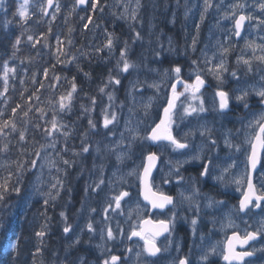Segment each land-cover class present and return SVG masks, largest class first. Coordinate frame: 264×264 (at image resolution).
I'll list each match as a JSON object with an SVG mask.
<instances>
[{
	"label": "rangeland",
	"instance_id": "1",
	"mask_svg": "<svg viewBox=\"0 0 264 264\" xmlns=\"http://www.w3.org/2000/svg\"><path fill=\"white\" fill-rule=\"evenodd\" d=\"M56 1L60 5V1ZM245 1H241L246 4L244 11L250 12L253 4H247ZM21 2L22 0H17V7ZM104 2H107L104 8L107 6L108 11L124 21L126 27H130L129 30L132 36L125 39L128 37L127 33H125L123 34L125 38L121 39L128 42V59L137 64L138 67L136 69H130L128 73H119V70L116 68V63L124 46V41L122 42L120 40L118 44L119 51L116 52L118 54L116 55L117 59L114 63L115 72H111V75L120 79L121 84L109 85L108 76L110 73L106 78L104 77L101 82L103 84L101 87L105 85L107 87H105V92L101 93V98L95 99V110L90 113H85L81 105L91 108V101L89 103L88 101L77 103L74 93L71 111H67L65 114L59 111L56 114V119L67 125L65 130H71V135L67 138V141H65L62 135L57 134L55 136L57 140L55 149L49 147L41 152V159L37 160V167L31 169L27 174L29 180L26 179L25 183L24 181L20 183L22 188L21 193L19 195L15 193L12 199L5 200L3 204H0V223L6 225L10 222L9 219L11 218L14 220L15 218L19 219V228L21 230L23 228V233H19L17 237H19V241L20 237H22L21 244H23V250L26 248L31 250L35 249L34 244L37 241L36 233L41 228V225L47 223L49 228L47 237L48 235L53 236L55 234L54 226L59 228L60 235L57 237L56 243L53 244L51 242V237L45 240L43 248L48 257H50L48 259L42 257L39 264H61V262L66 264L67 254L75 248L77 251L74 254V261L82 256L85 258L86 264H98L92 258V255L95 256L97 252L102 251V249L97 247V245L101 244H104L107 249H110L112 254L122 252L123 257H127L124 261L125 264L139 263L135 255L138 243L134 239L128 240L127 235L132 226L139 224L141 217H148L149 210L136 211L137 201H139L140 209H143L145 203L141 200V196L138 195V189L140 187L139 181H137L135 176H129L128 173L138 168L141 165L142 158L149 152H156L160 157V167L153 179L156 186L163 189L166 193L174 191L178 194L179 191H184L185 195L191 194L193 186L198 187L197 184L192 183L189 179V173L183 169V166L180 168V174L185 179L178 184L179 176L176 175L173 165L169 164V161L174 163L177 160L186 159L189 155H187L185 150L174 151L166 143H161L157 146L148 141H141L140 139L133 141L131 137L135 133H129L125 130V122L128 121V127L138 130L141 135H144L146 129L158 123V117L162 115L161 106L165 104L167 97L166 90L174 82V74L171 72L173 67L177 65L181 66L182 74L189 77V72L193 68L198 67L202 75L205 67L208 69L219 62L221 55L216 46L218 41L220 45L228 39L226 38V30L228 29L229 22L228 19L223 18L224 12L230 11L229 6H227V0H212L213 7L209 8L207 13H205L203 22H201L200 16L204 11V0H140L142 7L138 9L136 0H105ZM46 3L47 0H30V12L33 11L35 14V12L39 11L37 5ZM125 5L128 8V15L133 10L137 12L135 21L127 17L121 18V14L125 12ZM7 6L8 2L6 0L5 10L0 11V37L2 31H7L9 28V24L5 26L4 23L5 20H8ZM51 8L50 13L47 16L44 15L45 19H42L39 24L45 22L47 24L46 28L50 26L51 32L54 34L55 29H53V25L56 23V19L53 21L51 17L53 13L56 15L57 12H55V6ZM213 15L217 17H212ZM36 21L37 18L33 17L31 23L24 28L25 35L18 46L19 50L16 52V59H10L11 56H0V64L5 60H9L10 66L17 68L16 76L14 78L10 77L9 91L15 89V87L19 89L22 81L29 75L28 68L31 66V56L34 53H32L30 47L32 42L27 40V36L33 35L35 39L36 34L40 32V28L35 26L37 24ZM97 25L99 27H94L95 32H98L105 24L103 23L102 26L97 23ZM197 28L199 29L198 33ZM92 29L91 27L89 30ZM95 32L93 34L90 31L86 33L82 31L80 33L78 36L80 43L77 46V52L73 54L76 59L83 60L87 50H89V53L92 52L91 49L96 45V41L93 39H96ZM136 32L140 33L141 40L134 39ZM55 38L56 45L59 36ZM193 38L197 39L195 51L192 49ZM169 39H171L173 51L168 50ZM203 40L205 41V47L201 49L200 45L203 43ZM53 45L49 42L45 46L43 41L42 48L35 49V51L38 50V53H42V50L45 49L51 51ZM36 56L34 55L33 57L35 58ZM73 56H71V59H73ZM205 56L211 63L205 64ZM194 59L198 61V65L191 63ZM38 62H43L42 57L40 60L35 59V64ZM185 66H187L186 70L184 69ZM165 69L169 70L167 76H165ZM60 81L61 79L57 82V86ZM136 81H139V84L133 89L132 83ZM153 82L160 83L161 88L159 92L149 87ZM2 86L3 82L0 80V90H2ZM62 86L63 84L61 82L59 87L62 89ZM182 90L178 86L177 91ZM108 92H114L115 96L109 112L114 111L118 115V122L114 127L110 126L113 128L114 134L109 133L102 127L101 110L109 104L106 95ZM6 95L8 97V93ZM61 95H64L63 91ZM149 97L153 98L151 101L152 106L147 109V114H145L144 105L149 103ZM9 100L10 98L8 97L6 104ZM183 100L184 97H181V101ZM179 103L177 112L181 111ZM4 108L5 101L0 100V111L4 112ZM130 109L131 111H129ZM70 113L73 115H84L87 123L89 118L93 119L97 128L90 130L89 126L86 127L81 124L80 128L83 131L80 135L75 134V129L72 128L74 126L73 120L68 116ZM81 120L82 117H79L80 123ZM205 122L208 124L206 113L201 114L199 119L188 117L183 122L177 120V124L173 126V132L182 137L190 129L193 132L198 131L199 126ZM85 132H87L86 137L84 136ZM122 132L124 133V140L117 147V142L120 141V133ZM196 135L197 133L195 132L193 136ZM52 139V137H49L46 145L50 144ZM81 140H84L85 145L90 146L89 153L74 155V153L81 152ZM3 143H9L10 148L12 144L11 135L7 138L0 137V146ZM189 144L191 148L192 144ZM97 146L100 149L99 153L96 152ZM65 148L68 150L64 151L63 149ZM118 153L124 154L122 162L116 160ZM9 154V150L7 152L0 151V172L9 166ZM63 160L73 161L74 163L65 165ZM49 161H53L54 166H50ZM41 165H43L42 168ZM101 165H103V172L100 169ZM169 172H172L171 176L168 175ZM37 176L40 177L39 180H37ZM119 177H123L124 181L119 180ZM57 179L62 182V189L59 186L57 188L51 187V185L56 183ZM100 179L104 180V184L100 185V188L97 189L95 185ZM165 180L168 182H164ZM36 188H39L40 191L37 192ZM121 189L129 191L132 199L128 200L126 198V201L121 202L123 211L116 210L114 212L110 208L107 209L108 214L105 217L104 211L111 197L118 194ZM49 191L56 198L54 200L49 199L48 205L51 211L47 213L48 209H45L46 205L44 204V200L48 199V197L43 195V193ZM178 199H181L179 195ZM195 199L201 204L203 197L199 195ZM92 209H95V211H92ZM42 212L47 216L44 217L45 219L42 218ZM61 212L65 213L67 217L66 221L60 215ZM129 212H131V219H129ZM262 218L264 217H256V226H258V221ZM65 223L71 226L72 231L70 233L65 234L63 232ZM88 223L93 224L96 230L95 233H89L86 227ZM106 225L110 226L114 232L123 230L125 234L124 238L116 241L102 240L101 233ZM76 237L80 238L81 243L69 248V245L72 244ZM129 247L132 248V252L126 251ZM7 248L6 252H9V247L7 246ZM1 251L4 252L3 250ZM106 257L107 255L104 256V258ZM146 260L147 258L145 256L144 261Z\"/></svg>",
	"mask_w": 264,
	"mask_h": 264
},
{
	"label": "snow or ice",
	"instance_id": "2",
	"mask_svg": "<svg viewBox=\"0 0 264 264\" xmlns=\"http://www.w3.org/2000/svg\"><path fill=\"white\" fill-rule=\"evenodd\" d=\"M5 3L6 0H0V11L5 10ZM54 0H47L46 4H38L37 8L40 13L43 15H48V9L53 7ZM30 0H22V2L18 5L16 12L14 15L18 16L21 21V27L29 19L33 13L30 12L29 9ZM81 5H88L87 8L84 10L86 12L90 11L91 13H95L96 11H100L101 13L104 12V5L100 3V0H75V5L73 6V10ZM137 9L142 7L140 0H136ZM213 7L212 0H204V11L200 16L201 22L205 19V13H207L208 9ZM246 4L241 2V0H236V2L229 5L230 11L224 12L223 18L224 19H232L233 27L231 29V35L228 39H232V37L243 38L244 39V47L246 49H251L252 56L251 58H245L244 55H241L237 58L236 63L243 64L246 66L248 72H252L253 70V61L259 62V64L264 65V43H257L255 40H249L241 36L242 32L245 31V25L248 23L249 25L255 21V27L258 30H264V0H258V3L255 5L256 8L260 10V16H255L253 14H245ZM60 11V5L57 2L55 4V12ZM71 14V13H70ZM127 17L128 19L135 21L137 18V12L133 10L130 15H128V8L125 5V12L121 14V18ZM51 19L54 21L56 19L55 13L52 14ZM81 20H84L85 17H81ZM174 22V20H173ZM5 26L11 23L8 20H5ZM51 23V22H49ZM92 23V16L87 17V23L83 25L84 28L88 27V24ZM99 27V25H96ZM72 29L69 28V34L71 33ZM48 32L51 33V27L49 26ZM199 29L197 28V33ZM24 35V32H21V36ZM107 40L104 44V47L108 49L109 54L113 52L115 47L114 41L118 40L119 37H116L114 33H107ZM135 40H141L142 37L139 32H136ZM264 39V37H261ZM27 40L32 42L33 46L40 43L39 39H34L33 35H28ZM21 43V37H16L15 41L12 45L14 51L11 54L10 59H16V52L19 50L18 46ZM72 41L69 39L68 44L70 45ZM197 39L193 38L192 40V49L195 51L196 49ZM219 43V41H218ZM63 41L57 38V61L60 62L61 56H66L67 54L63 51L61 45ZM44 45L47 46V38H44ZM169 51H173L171 39H169ZM221 50V59L217 64H214L212 67L207 69V73L214 77L217 81L216 88L213 91L212 95V108L211 111L218 113L219 115L223 116L229 112L233 111V105L236 107H242L244 109H249L248 98L250 92L253 93L255 96L259 97L257 103L260 105H264V83L261 84L260 87L249 86V88H237L231 94L229 91L224 90L223 84L224 80V73L228 72L227 64H226V57L230 51L231 47H225L224 45L220 46ZM97 51H102V49H97ZM257 51L261 54L257 55ZM128 52H129V44L127 41H124L123 49L120 52L119 59L116 63V68L119 70V73H128L130 69H136L138 67L137 64L131 62L128 59ZM159 55V53H157ZM203 55V54H202ZM76 57L73 56V60ZM71 61H64V63H70ZM205 64L211 63V61L205 56L204 60ZM23 63V61H21ZM191 63L193 65H198L197 60H192ZM55 67V65H53ZM79 67V65H77ZM168 69H165V76H167ZM171 72L174 74V82L170 84L169 89H167V97L165 100V104L161 106L162 115L158 117V123H155L154 126H149L146 129L145 134L141 135L138 130H134L128 127L129 122H125V130L129 133H135L132 135L131 139L133 141L140 139L141 141H148L153 145L159 146L162 142H167V146L171 147L174 151L177 150H188L192 151L190 156H187L184 160H177L174 163L169 161V164L173 165L174 171L176 175L179 176V180L177 183L179 184L180 181H183L185 178L183 175L180 174V168L184 164L191 163L192 161L200 162L199 168V176L200 177H210V165H213L214 159L212 156L205 155V149L207 148L209 151L212 149H218L219 144L216 139H213V129L207 126V122L201 124L197 129L202 137L207 138V143H201L199 145H193L190 148L189 143L187 142V138L190 135H194L195 133L190 129L188 132L184 133L181 138H177L176 135L173 134V126L177 124V120L183 122L188 117H195L199 119L201 114H205L209 112V109L205 107L204 95L202 89L205 88L206 81L201 75V71L199 68H193L189 72V78L191 79L194 77L192 82L186 80L182 77V68L181 66L177 65L171 69ZM17 74V68L12 67L9 64V60L3 61L0 64V80L3 82L2 90H0V100L6 101L8 99L7 93L9 91V80L10 77L14 78ZM35 73L32 77V82L35 84ZM45 78L48 77V70L43 72ZM90 74L85 73V76L88 77ZM231 76L234 80H236L237 84L240 83V78L237 76L235 71L231 72ZM60 77L55 76L53 74V80H59ZM67 79V77H65ZM260 81L264 82V75L260 76ZM23 83V81H22ZM71 83V90L67 92V95H61L59 99L56 101L58 105V111L70 112L72 109V101L74 98V93L77 92V85L75 83V77ZM132 83V82H130ZM108 84L109 85H120L121 80L113 77L111 73L108 76ZM139 84V81L132 83L133 89ZM51 86V85H50ZM177 86H180L183 90L177 91ZM40 87L43 88V83L40 84ZM105 85L101 87L99 91L101 93L105 92ZM149 87L156 89L157 92L160 91L161 85L160 83L153 82ZM27 91V89H25ZM238 93V94H237ZM35 96V93H33ZM109 104L102 108L101 116H102V127L103 129L107 130L109 133L114 134L113 128L110 126H115L118 122V115L113 111L109 112V109L112 107V102L115 99L114 92L106 93ZM181 97H184V100L181 101ZM21 98L24 99L23 94H21ZM35 99L39 101V96H35ZM152 97H149V103L144 105L145 107V114H147V109L151 108V101ZM51 103V101H49ZM181 111L177 112L178 108ZM27 103V101H26ZM95 98L91 99V108H87L84 105H81V108L84 109L85 113H90L95 110ZM21 105H17L16 108L11 110V116L7 119H4V113L0 111V137L7 138L8 136L12 135L13 133H18V143L19 142H27L26 141V132L27 129H18L16 120V112L17 109L20 108ZM34 105L28 103L27 110L23 111L22 115L27 117L29 112L32 110ZM37 111L41 114V118L46 115V112L43 108H37ZM131 111V109L129 110ZM47 124L50 127L44 128V133L46 137H52V142L47 145H40L39 149L35 150V158L30 161V165L32 169L37 167V160L41 159V152L45 151L47 148L55 149L57 140L55 136L57 134L62 135L67 141V138L71 135V130H65L67 125L63 122H59L56 119L55 112L53 114V118L50 121H47ZM88 126L90 130H95L97 128L96 123L93 119H88ZM36 127H40L36 125ZM246 127L251 131L245 134V143L247 144V148L244 150V160L243 163V170L238 175H233L231 180L224 184L225 187L228 184L235 185V190L240 193L238 197L237 205H233L232 208L235 209L238 213H243L244 215H249L252 213L253 209L259 210L260 214H264V111H261L258 115L254 114V118L248 121ZM232 130L228 129L224 133L223 144L226 148L230 150H234L235 152H241V145L233 143L231 139ZM84 136H87V132L84 133ZM120 141L117 142V147L123 143L124 140V133H120ZM81 152L74 153V155H80L81 153H89L90 146L85 145L84 140H81ZM9 150V143H3L0 146V151L7 152ZM67 151L68 149H63ZM22 152L26 151V149H21ZM100 149L97 146L96 152L99 153ZM124 158L123 153H118L116 155V160L118 162H122ZM47 159V157H45ZM61 159H63L61 157ZM160 157L157 155L156 152H149L143 158L141 165L138 168L133 169L128 173L129 176H135L137 181H139L140 187L138 189V195L143 196V200L146 202L144 204L143 209H140L139 201H137V209L136 211H147V210H154L158 214H162L163 210L168 209L171 215L168 219H153L151 216L148 218H140V223L138 225L132 226L130 232L127 235L128 240H132L134 237L138 238L140 241H143V246L141 251L136 252L137 261L142 254H147L148 257H155L161 251V247L158 246L157 241L161 236L165 237V240H168V236L174 230V226L177 222V216L174 211L176 208V203L174 202V198L172 195L167 194L163 189L156 186L153 180V171L156 169L157 161H159ZM29 163L28 161H17V170L23 173L25 171L24 165ZM65 165H70L74 163L73 161L63 160ZM50 166H54L53 161H49ZM236 161L233 160L232 163L228 164L227 167L223 168L221 174L219 176L214 177L216 181L224 182V174L228 173L232 168H235ZM43 165H41V168ZM101 172H103V165L100 166ZM11 173L9 177L0 180V204L5 202L6 197L11 193H16L19 195L21 193V186L20 182L17 181L16 184L11 183ZM115 175V173H113ZM169 176L172 175V172H169ZM40 177L37 176V180ZM119 180L122 182L124 181L123 177H119ZM195 179V178H193ZM164 182H168L165 180ZM104 184V180L100 179L99 182L95 185L97 189L100 188V185ZM259 185V187H258ZM59 186L60 189L63 188V184L60 180L57 179L56 183L51 185L52 188H57ZM36 191L39 192L40 189L36 188ZM43 195L47 196L48 199L44 200V204L48 205L49 199L54 200L56 197L53 196L52 192L49 191L47 193H43ZM58 195V192H57ZM178 195L180 196L182 201H186L188 203L189 208H192L196 215L191 218L190 224L192 228L193 235L197 232V224L199 222V213L201 212L200 204L195 199L197 196L201 195L200 188L193 186L191 194L185 195L184 191H179ZM206 199L205 209H220L222 206L226 207L225 202L222 200H217L215 197L204 193L203 194ZM131 200V194L129 191L121 189L118 194L113 195L111 197L110 202L107 205V208L104 211L105 217H107V209H112L114 212L116 210L122 209V201ZM171 206V208H169ZM95 211V209H92ZM60 215L64 217L65 221L67 217L65 213L61 212ZM226 223H222L221 227L223 229H236L237 225L235 224L234 220L232 219L230 214H225ZM129 219H131V212H129ZM187 219V218H185ZM215 222V221H214ZM5 225L0 223V231L5 229ZM89 233H95V228L93 227L92 223H88L86 225ZM119 227V226H117ZM49 231L47 223L41 225L40 231L36 233V236L39 238L40 244H43L44 237L47 235ZM72 231L71 226L65 223L63 228V232L65 234L70 233ZM165 234H168L167 236ZM123 230H119L114 232L112 228L108 225L102 230L101 239L104 241H116L118 239L124 238ZM203 239V236H201ZM257 241H264V218L258 221V226L253 231H248L247 229L244 230L243 235L240 234L239 231H233L232 235L227 237L226 240L223 242L222 250L220 255L222 256L223 260L226 264H253L251 261V257L255 255L257 251L264 252V248L257 249L254 246V242ZM250 242H253V246H251V250H249ZM19 237L15 239L14 242H9V252L15 253L16 256L19 255ZM81 240L79 237L69 245V248L79 245ZM170 243V241H169ZM98 248L102 249L101 251V264H125L122 260L120 255H115L111 253L110 249H107L104 244L97 245ZM239 249V250H238ZM167 250V246L165 249ZM216 246H212L209 250L201 255L200 261L201 264H208L210 255L216 254ZM42 248L38 247L37 252H41ZM127 252H132V248H127ZM104 252H108L106 258H104ZM0 264H15V256H11L10 258H5L3 261H0ZM63 264V262H61ZM73 264H86V260L84 257H78ZM177 264H189V260L187 257L181 259L177 262Z\"/></svg>",
	"mask_w": 264,
	"mask_h": 264
},
{
	"label": "trees",
	"instance_id": "3",
	"mask_svg": "<svg viewBox=\"0 0 264 264\" xmlns=\"http://www.w3.org/2000/svg\"><path fill=\"white\" fill-rule=\"evenodd\" d=\"M59 1L60 11L56 13V23L53 25L55 33L53 34L52 32H48L49 28H46L47 24L45 22L39 24L42 19H45V16L39 11L35 12V14L33 13V11H31V13H33L31 16L32 18L28 20L27 23L23 25V27H21L20 18L14 15L17 10V0H7V19L11 23H9V28L7 31H2L0 37V56H11L12 52L14 51L12 45L15 41V38L18 36L21 37V40L24 38V28L31 23L33 17L37 18V24L35 26L40 28V32H38L35 37V39L40 40V43L36 44L35 46H33V44L30 46L32 49V53L37 56L35 58L33 57L34 55L31 56V66H29L28 68L29 75L25 77L19 89L18 87H15V89L8 92V97L10 98V100L5 105L3 112V118L7 119L11 116V110L13 108H16L17 105H21V107L17 109L15 122L17 123L18 129H27V142L18 143V133H13L11 135L12 144L10 145V154L8 155L10 157V164L7 169L0 172V180L9 177V174L11 173L12 184H16L17 181H19L20 183L24 181L25 183L26 179L29 180L27 174L32 169L30 161L35 158V150L39 149L40 145H46L49 138L46 137L44 128L50 127V125L47 124V121H50L53 118L54 112L55 116L59 112L56 101L58 100V97L61 95L62 91L64 95H66L67 92L70 91V82L73 80V77H75V83L77 85V92L75 93L77 103H83L87 101L89 103L92 98H101L102 95L99 89L103 85L101 84L102 79L104 77L106 78L109 73L115 72L114 63L117 59L116 55H118L116 52L119 51L118 44L120 40L122 42L124 41L123 39H121L125 38L123 34L127 33L128 35V37H126L125 39H128L129 36H132L129 30L130 27H126L124 21L108 11L107 6L106 8H104L103 13H101L100 11H96L93 14L90 11L86 12L84 10L88 6L81 9L76 7L75 11H72L73 6L75 5V0ZM104 1L105 0H100V3L105 6L107 2ZM88 16H92V23L88 24L87 28H84L83 25L87 23ZM81 17H85V19L81 20ZM97 23L101 25L104 23L105 25L104 27L100 28L98 32H95L94 27H96ZM91 27L93 29L89 30ZM69 28L72 29L70 34ZM82 31H84L85 33L90 31V33L92 34L93 32H95L96 39H93L96 41V45L93 46V49H91V53H89V50H87L86 56L83 60H73L71 59V56H73V54L77 52V46L80 43L78 36ZM21 32H24L23 36H21ZM109 32L114 33L116 37H119L118 40L114 41L115 47L111 54H109L108 49L104 47V44L108 38L107 33ZM56 36H59V39L63 41L61 47L67 54L66 56L60 57V62H58L56 58L58 55V45H55ZM45 37L47 38V43L50 42L51 44H54L53 48H51V51L45 49L42 50V53H38V50L35 51V49L42 48V42L44 41ZM69 39L72 41L70 45L68 44ZM97 49H102V51H97ZM41 57L43 59V62H38L37 64H35V59L40 60ZM66 60L71 62L64 63V61ZM53 65H55V67H53ZM77 65H79V67H77ZM45 70H48L47 78H45L43 75V72ZM34 73L36 74L35 84L32 82ZM85 73H89L90 75L86 77ZM53 74H55V76L57 77H60V83L62 82L63 84L62 89L61 87H59L60 83L57 86V82L60 79L58 81L53 80ZM65 77H67V79H65ZM41 83H43L44 85L43 88L40 87ZM25 89H27V91H25ZM33 93H35V96H39V101L35 99ZM21 94H23L24 99L21 98ZM49 101H51V103ZM28 103L34 105V107L29 112L28 116L24 117L22 113L23 111L27 110ZM38 107L43 108L46 112V115H44L43 118H41V114L37 111ZM65 113H67V111L63 112V114ZM72 113L68 115L74 123V126L72 128L75 129V134L80 135L83 131V129L80 128V125L82 124V126H88L86 117L82 114L73 115ZM79 117H82L81 123L79 121ZM36 125H39L40 127L37 128ZM21 149H26V151L22 152ZM17 161L29 162L24 165L25 171L23 173L17 170ZM14 194L15 193L9 194L5 200L12 199L14 197ZM45 209H48L47 213H50L51 208L49 205H46ZM45 216L46 214L42 212V218H44ZM9 221L10 222L5 225V229L0 232V261H3L5 258H10L11 256H15V264H39L38 261H40L44 251L42 250L41 252H37V248H41V246H43L44 241L46 240V236L44 237L43 244H40L39 238L37 237V241L34 244L35 249L30 250L31 258L27 263V261H25L24 259V256L28 249H22V237H20L18 256H16L15 253L6 252V248L9 245V242L14 241L19 233H23V228L22 230L19 228L18 222L20 221L18 218H15V220L11 218L9 219ZM40 229L38 231H40ZM1 250H3L4 252H2Z\"/></svg>",
	"mask_w": 264,
	"mask_h": 264
},
{
	"label": "flooded vegetation",
	"instance_id": "4",
	"mask_svg": "<svg viewBox=\"0 0 264 264\" xmlns=\"http://www.w3.org/2000/svg\"><path fill=\"white\" fill-rule=\"evenodd\" d=\"M234 2H236V0H227V6ZM245 2L247 4H253L252 10L250 12L245 11V14H253L255 16H260V10L255 7V5L258 3V0H246ZM228 22V28L230 29V32L227 33L226 38L231 35V29L233 27L232 19H228ZM241 36L249 40H255L257 43H264V39H261V37H264V30L256 29L255 21H253L251 25L246 23L245 31L242 32ZM221 45H224L225 47H231L230 53L226 57H224L226 59V64L228 68V72L224 73V90L229 91L231 94L238 87L249 88L250 85L260 87L261 84L264 83L260 81V76L264 75V65L259 64V62L257 61H253V70L252 72H248L245 65H243L242 63L238 65L236 63L237 58L241 55H244L245 58H251L252 56L251 49H246L244 47L243 38L232 37V39L225 40V43H221L220 45L218 43L216 48L219 50L220 55ZM203 47H205L204 40L203 43L200 45L201 49ZM260 54L261 53L257 51V55ZM184 69L186 70L187 66H185ZM233 71H235L237 73V76L240 78L239 84H237L236 80H234L231 76V72ZM182 77L186 80H189V82H192L194 80V77L190 79L188 76H184L183 74ZM202 77L206 81L205 88L202 89L205 107L209 109V112L206 113L208 119L207 126L213 129L212 138L217 140L219 148L212 149L211 151H209L207 148L205 149V155L212 156L214 159L213 165H210V177L204 178L199 176L200 162L198 161H192L191 163L183 165V169L189 173V179L192 181V183L198 185V187L200 188L201 195L203 197L202 203L200 204L201 212L199 213L200 219L197 224V232L195 235H193L190 224L191 218L196 215L194 210L192 208H189L187 202L178 199V194L176 192H167V194L173 196L174 202L177 206L176 209H174L177 216V222L174 226L173 232L170 236H168V238H171L167 241L165 240L164 236H161L157 243L158 246L161 247L162 251L155 257H148L147 254H142L139 258L138 264H177L179 260L184 259L185 257L188 258L189 264H201V255L206 253L209 248L214 245L217 249L216 254L210 255L208 264H226V262L220 255L223 242L226 240V238L231 236L233 231H239L240 234L243 235L245 229H247L248 231L255 230L257 228L255 224L256 217H264V214H260L259 210L257 209H253L252 213L249 215H244L243 213H238L237 211H235L232 206L237 205L240 193L235 190V185L233 184H228L227 187L224 186L225 183L231 180L233 175H238L243 170V153L244 150L247 148V144L245 143V134L251 131L246 127V125L248 121L254 118V114L258 115L261 111H264V105H260L259 103H257L259 97L255 96L253 93L250 92L248 98L249 109H244L242 107H236L235 105H233L232 112L221 116L218 113L211 111L212 95L213 91L216 88L217 81L214 79L213 76L207 73L206 67L205 71L202 72ZM228 129L232 130L231 139L233 143L241 145V152L237 153L234 150H230L224 146V133ZM195 132L197 133L196 136L190 135L187 138V142L192 144L191 147L193 145H199L202 142L206 144L207 138L202 137L199 131ZM173 134L176 135L178 139L181 138L179 134H176L175 132H173ZM185 152L189 156L192 154V151L185 150ZM233 160L236 161L237 166L235 168H232L228 173L224 174L223 183L216 181L214 177L219 176L221 174L222 169L227 167L228 164L232 163ZM203 193H207L215 197V199L217 200L224 201L226 207L222 206L220 209H205V204L207 201L204 198ZM140 196L141 200L146 203L143 200V196ZM169 208H171V206H169ZM225 214L231 215L232 219L237 225L236 229H223L221 227L222 223L227 222ZM170 215L171 213L168 209L163 210L162 214H158L154 210H149L147 214L148 217L151 216L153 219H168ZM53 229L55 230V234L53 236H46V240L47 238L51 237V242L54 244L57 241V237L60 235V230L57 226H54ZM165 235L167 236L168 234ZM201 236H203V239H201ZM133 239L136 240L138 243L137 252L141 251L143 241H140L138 238L135 237ZM165 246H167V250H164ZM251 246H253V242H250L249 250H251ZM254 246L257 249L264 248V241L254 242ZM41 248L44 251L43 246H41ZM75 249H73L67 254L68 258L66 259V264H73L74 254L77 251ZM30 250L31 249H28L24 256L25 261H27V263L31 258ZM106 255H108V252L104 253V256ZM115 255H120L123 261L127 259V257H123L122 252H118V254ZM145 256L147 258L146 261H144ZM42 257L48 259L50 256L48 257V255L44 251ZM92 258L95 260V262L101 264V252H97L95 256L92 255ZM249 259H251L253 264H264V252L257 251L255 255Z\"/></svg>",
	"mask_w": 264,
	"mask_h": 264
},
{
	"label": "water",
	"instance_id": "5",
	"mask_svg": "<svg viewBox=\"0 0 264 264\" xmlns=\"http://www.w3.org/2000/svg\"><path fill=\"white\" fill-rule=\"evenodd\" d=\"M55 4V0H54V3L53 5ZM88 5H81V6H78L79 9L83 8V7H87ZM50 8L48 9V12H49ZM177 89H178V86H177ZM159 167V161H157V166H156V169L153 171V176H154V173L155 171L157 170V168Z\"/></svg>",
	"mask_w": 264,
	"mask_h": 264
},
{
	"label": "bare ground",
	"instance_id": "6",
	"mask_svg": "<svg viewBox=\"0 0 264 264\" xmlns=\"http://www.w3.org/2000/svg\"><path fill=\"white\" fill-rule=\"evenodd\" d=\"M212 17H217L216 15H213ZM213 24H215V22H213ZM230 32V29L228 28L227 30H226V34L227 33H229ZM222 36H223V34H221ZM125 146H126V144H125Z\"/></svg>",
	"mask_w": 264,
	"mask_h": 264
}]
</instances>
